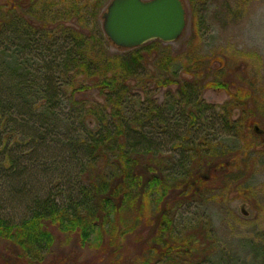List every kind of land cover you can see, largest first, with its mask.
<instances>
[{
	"label": "trees",
	"instance_id": "trees-1",
	"mask_svg": "<svg viewBox=\"0 0 264 264\" xmlns=\"http://www.w3.org/2000/svg\"><path fill=\"white\" fill-rule=\"evenodd\" d=\"M106 4L0 3V264H60L50 257L56 234L110 250L119 264L123 241L151 209L161 211L160 232L149 240L181 250L167 246L179 209L202 207L243 176L249 158L263 157L264 105L251 107L240 89L207 103L202 93L226 84L194 52L181 62L157 39L115 46L98 28ZM106 45L125 53L107 54ZM202 216L190 218V231ZM200 227L209 240L213 231ZM188 242L184 256L198 258L195 233Z\"/></svg>",
	"mask_w": 264,
	"mask_h": 264
},
{
	"label": "rangeland",
	"instance_id": "rangeland-1",
	"mask_svg": "<svg viewBox=\"0 0 264 264\" xmlns=\"http://www.w3.org/2000/svg\"><path fill=\"white\" fill-rule=\"evenodd\" d=\"M110 1L105 0L106 5ZM181 1L185 10V28L176 41L160 45L169 46L172 54L179 56L181 62L188 51L210 61L213 69L210 79L224 82L226 88L206 90L202 93V98L207 103L222 105L231 101L233 91L240 89L243 91L242 97L250 102L251 107L256 105L260 108L264 105V0ZM106 5L101 10L98 23L101 32V16ZM102 34H105L104 31ZM106 49L107 54L125 53L113 45H106ZM164 94V90L158 93V99H163ZM90 99H95V95L92 94ZM233 113L238 115L239 109H234ZM260 125L262 131L259 134L264 135V119ZM226 143L229 144L228 139H223L222 144ZM262 153L263 157H258V162L253 163L249 158V166L239 179L223 188L218 187L213 191L215 196L207 194L208 201L202 207L183 205L179 209L178 217L174 219V228L172 226L175 236L171 233L170 238L169 235L167 246L180 247L182 251L173 249L169 253L149 240L160 232L158 222L161 211L155 213L151 209L146 220L149 219L150 223L141 225L123 241L122 248L118 250L119 264H142L146 248L151 246V251L155 252H152V260H148V264H264V152ZM222 184L223 181L218 182V185ZM241 206H244L246 214L242 213ZM200 214L205 215L201 217L200 226L205 225L213 231L209 240L202 237L203 230L200 226L190 231V218ZM194 233L198 239L194 245H199L196 250L200 253L198 258L193 254L188 259L184 256L183 248L189 244V235ZM208 244L211 247V253L208 254L211 258L205 259L207 251L203 249ZM157 251L168 252L170 259L165 261L164 257L157 258ZM50 257L60 264H114L115 261V255L110 250L97 252L82 248L75 234H56Z\"/></svg>",
	"mask_w": 264,
	"mask_h": 264
},
{
	"label": "water",
	"instance_id": "water-1",
	"mask_svg": "<svg viewBox=\"0 0 264 264\" xmlns=\"http://www.w3.org/2000/svg\"><path fill=\"white\" fill-rule=\"evenodd\" d=\"M181 0H111L102 15V28L117 47L133 48L151 40L176 41L185 28ZM241 206V211H244Z\"/></svg>",
	"mask_w": 264,
	"mask_h": 264
}]
</instances>
